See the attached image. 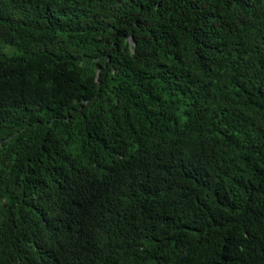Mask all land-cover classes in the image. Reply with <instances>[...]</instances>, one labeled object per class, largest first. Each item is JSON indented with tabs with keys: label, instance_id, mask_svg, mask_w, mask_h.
Listing matches in <instances>:
<instances>
[{
	"label": "trees",
	"instance_id": "16d2710c",
	"mask_svg": "<svg viewBox=\"0 0 264 264\" xmlns=\"http://www.w3.org/2000/svg\"><path fill=\"white\" fill-rule=\"evenodd\" d=\"M0 264H264V0H0Z\"/></svg>",
	"mask_w": 264,
	"mask_h": 264
}]
</instances>
